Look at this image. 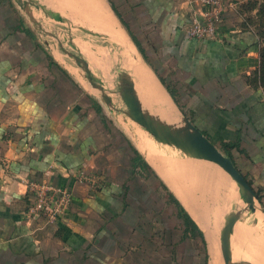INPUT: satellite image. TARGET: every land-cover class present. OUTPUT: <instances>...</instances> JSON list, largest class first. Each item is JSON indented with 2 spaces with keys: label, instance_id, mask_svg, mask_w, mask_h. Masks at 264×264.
<instances>
[{
  "label": "crops",
  "instance_id": "crops-1",
  "mask_svg": "<svg viewBox=\"0 0 264 264\" xmlns=\"http://www.w3.org/2000/svg\"><path fill=\"white\" fill-rule=\"evenodd\" d=\"M35 1L61 18H74L68 20L72 23H85L88 15L92 16V26L103 33L104 8L115 17L102 0H89L90 5L93 2L90 8L88 0ZM130 1L132 6L137 5L133 9L138 14L132 13L130 7L126 13L130 21L125 25L132 35L134 32L143 54L136 49L144 60L128 41L130 59L153 74L166 93L171 111L161 109L159 114L172 112L171 92L177 107L187 112L186 117L212 143L216 139L221 144L237 143L231 160L254 192L262 196L259 202L264 209V100L246 82L258 62L251 52L250 35L231 30L209 42L188 37L186 29L194 18H199L202 0ZM118 5L123 4L119 1ZM194 9L199 13L193 14ZM135 15L155 27L149 45L143 46L140 35L137 37L141 28L134 23ZM123 72L141 92L129 71ZM103 85L112 90L104 81ZM166 119L169 121L167 116ZM135 129L118 113L106 111L58 53L37 39L12 0H0V264L133 262L141 250L150 249L139 231L143 206L134 201L144 195H136L135 186L143 185L137 182L140 176L147 177L145 172L160 180L202 238L204 235L208 264H224L219 252L218 223L223 226L234 217L231 234L237 233V237H229L234 248L232 260L237 264H264V222L253 225L240 243H232L258 216L239 193L212 169L191 168L203 177V186L198 190L202 196L204 183L214 202L216 193L217 206L213 211L211 206L206 210L195 191L181 193L182 173L175 182L168 179L171 165L166 157L175 158L180 151L151 140L150 135L148 139L141 128ZM134 151L147 164L148 172L139 166L133 171ZM239 153L246 155L241 167L237 166L238 161L242 162ZM31 182L58 185L69 191L71 203L59 222L49 223L45 218L34 219L26 214L31 202L27 187ZM185 245L179 247L181 255ZM236 248L240 252L234 260ZM165 249L166 245L159 250L160 257L165 256ZM192 251L184 253L190 264ZM166 261L163 259L162 264Z\"/></svg>",
  "mask_w": 264,
  "mask_h": 264
},
{
  "label": "rangeland",
  "instance_id": "rangeland-1",
  "mask_svg": "<svg viewBox=\"0 0 264 264\" xmlns=\"http://www.w3.org/2000/svg\"><path fill=\"white\" fill-rule=\"evenodd\" d=\"M102 1L104 2L106 8L109 9L110 11L112 10L110 5H114V6L117 5L119 7V8L116 7L117 13L120 19L124 23H127L126 21L128 20L130 21V17L126 16V13L128 12V9H130V7L132 13L138 14V11L133 9V8H138L137 5L132 6L130 4L131 3L130 0H119L120 3L122 2L123 4L121 6L118 5L119 1L117 0H102ZM209 1L211 3L210 5H207L205 3H200L199 9L203 8L202 10L209 12L212 11V13H210L211 16L209 15L210 21L215 25L216 30L219 31L218 35L221 36L224 33L228 34V32L231 30L236 31L238 33H243V31L248 30L253 32L256 35L257 39L259 40L258 48L251 49V52H253L256 55V59L258 61L257 67L250 74V76L246 77V82L252 90L259 91L262 96V99L264 100V90L260 86V81H259L260 51L261 49L264 48V30H262L261 28L262 26H261V20L258 10L260 4L264 2V0H209ZM12 4L17 9V11L22 15L25 23H27V25H29L30 28L34 29V33L37 39H39L40 41H42V39L48 41L51 45H53V49L55 50H60V46H61L63 49L69 52H72L76 55H80L86 61H88L90 68L96 74L97 71L95 65L97 68H99L100 65L102 66L101 57L102 54L104 56L106 53V52L104 53V51H107L108 55L112 59L118 55L119 50L106 37L103 31L95 30V28L92 26L93 25L92 19H94V17L92 16L88 15L87 21L82 24L69 22L68 20L70 18L72 20H74V18L68 15L63 16L64 18L62 17L63 22H58L47 17L41 10L32 8V14L36 21V23H34L30 19V17L26 15L25 12L19 9V7L13 2V0H12ZM92 4L93 2H91L90 5V2L88 0V8H90ZM194 10H192L193 14L198 12L197 9ZM91 12L93 13L92 10ZM111 13L114 14L113 11H111ZM114 16L115 17H113V19L115 20L116 23L118 21L117 25L119 29L124 33L131 46L134 48L135 53L138 54V57H140V59L144 60L143 57L139 55L136 47L133 45L134 43L127 29L122 25V23L115 14ZM134 19L136 20V22L134 23L138 26L139 29L141 28L140 31L137 32V37L140 35L139 39L141 40L143 46L147 44L149 45L152 42V39L154 38V35H152V33H154L155 31V27L150 26L146 21L147 19L139 15H135ZM132 33L134 35V32ZM133 35L132 37L136 40L135 38L136 36L134 37ZM141 35L145 37V39ZM232 35L234 34L232 33ZM78 42L79 44H82V46L84 45L83 46L84 49L81 50L76 47L77 46L76 43ZM70 43L74 44L75 49H72L69 46ZM98 51L100 52L101 55L98 54L99 53ZM109 70H111L112 73L115 72V77H113L114 80H113L112 89L116 90L118 75L124 72L120 69L119 62L109 65L108 71ZM114 105L116 106V108L120 110L124 109V106L120 101L118 95H114ZM102 106L106 111H109L108 108L105 107V105ZM180 111L183 114V116L186 117L187 112H183L182 110ZM115 113H118L119 117H122V119L126 120L129 123V125H131L134 128V130H136L135 127L139 128L133 123H131L123 114L119 113L118 111H115ZM145 134L149 139V134L148 133ZM150 139L154 140L151 137ZM217 140L218 139H216L213 144L219 149V151L222 154L226 156V151H224L222 144L218 143ZM228 151L232 159V153H234L232 152L233 149H229ZM177 154H178V156H176L177 158L176 157L174 158L169 155L168 157H166L168 165H171L170 177L168 178L167 176V178L169 179L170 182L171 181L175 182L176 176H180V173H182V179L184 181V184H182L183 187L181 188V193L186 195L185 192L189 193L191 191H195V195L197 194V196L201 197L203 207L209 211L210 206L212 208L213 204L217 205L218 201L216 200L218 199L216 198L217 197L216 193H215L216 200L214 202V199L213 198L211 199V196L213 195H210L207 192V188H209V186H207L204 183L205 193L202 196V194L198 190H200L203 186V182H202L203 177L201 175H197V173H194L191 170V168L201 169L204 166H207V164L205 162H200V161L197 162L190 158H186L180 152H178ZM239 154L242 162L241 163L239 161L237 162V159L236 162H237V166L241 167L242 163L245 162L246 155L241 153ZM233 155L236 154L234 153ZM145 175H147L146 178L142 179V176H140L137 182V183H142L144 186L143 185L135 186L136 187L135 194L137 195L138 193H143L144 195L143 197L141 196L140 198L137 197V199L134 201L136 203H141L143 206L144 212L140 219L141 222L139 225L140 226L139 231H142L143 237H145V240L149 242L150 249H148V251L147 249H145L144 251L141 250L140 256L137 257L134 261L132 259L133 262L130 261L131 263L128 264H162L163 259L167 260L166 262L167 263L169 262L168 264H187V263L190 264L187 255L184 254L186 251L190 249L194 250L192 251L193 258L191 260L193 264H208L207 243L204 238V235L203 238L200 239L194 235L184 234L183 224L181 223L180 218L177 217L176 208L173 205V203L170 201L168 197V193L162 187L160 180L154 177L153 175H148V173L146 172ZM196 179H198L199 182H196ZM173 187L174 186H172V189ZM179 187H181V185ZM210 187L213 188L212 186ZM251 222H253V220L249 221L248 224L250 225ZM219 225L222 226V224L220 223ZM230 236L237 237V233L231 234ZM182 244L184 245L187 244L188 246L187 245H185L186 247L183 246L184 249L181 255L179 247ZM218 244H219V239H218ZM164 245H166V249H165L166 253L163 254L165 255L164 257H160L159 250ZM171 245L173 247H171ZM143 252L145 253L147 252V254L144 255ZM219 252L221 253L220 245H219ZM167 263L164 262V264Z\"/></svg>",
  "mask_w": 264,
  "mask_h": 264
},
{
  "label": "water",
  "instance_id": "water-1",
  "mask_svg": "<svg viewBox=\"0 0 264 264\" xmlns=\"http://www.w3.org/2000/svg\"><path fill=\"white\" fill-rule=\"evenodd\" d=\"M14 3L19 9L25 12L34 23H36V21L32 14V8L41 10L47 17L54 21L63 22V19L60 16L46 10L35 0H16ZM42 41L49 49L58 53L61 61L68 66L69 71L78 79L85 89L91 95L95 96L102 105H105L110 112L118 111L131 123L148 133L156 142L174 146L191 157L204 161L207 166L217 165L219 160H222L224 162V170L230 176L232 180L231 182H234L237 186L238 192L243 201L247 204L250 210H257L264 216V209L261 206L256 193L242 174L235 168L232 161L222 154L188 118L183 116L173 100H170L172 104V112L170 114L166 112L163 114L161 113L165 117L164 118L159 114L160 112L157 110L156 106L151 107L148 104H141L139 97L130 82V78L125 73L118 75L116 90H105L96 65L95 68L98 75L92 71L88 61L80 55L69 52L61 46L60 50H55L53 49V45L48 41L44 39H42ZM69 46L72 49H75L74 44L70 43ZM114 95H118L124 109L120 110L116 108L114 105ZM166 116L169 121L166 119ZM216 206L217 205L215 204L212 205V211ZM235 222L236 218L234 217L227 219L223 226L218 223V239L224 264H237L232 260V254L230 252L231 246L229 243V237L232 233Z\"/></svg>",
  "mask_w": 264,
  "mask_h": 264
},
{
  "label": "bare ground",
  "instance_id": "bare-ground-1",
  "mask_svg": "<svg viewBox=\"0 0 264 264\" xmlns=\"http://www.w3.org/2000/svg\"><path fill=\"white\" fill-rule=\"evenodd\" d=\"M20 1H22V0H20ZM103 11H104L103 12V15H104L103 16V21H104L103 30L106 31L104 33L109 37L110 41L115 46H117V49L119 50L118 55L115 56V54H114L115 58H113V59L108 55L107 51H104V53L106 52L107 55H106V53H105L104 56L102 54V57H101L102 66L101 65L99 66L98 71H99L100 76H101L102 80L104 81L105 85L108 88H111V89L113 88V80H114L113 77H115V73L110 72L111 70L108 71V66L111 65V64H115V63L119 62L120 63V69H122V71H129V75L139 84L141 92H140L139 88L136 86V84H134L132 79L125 73L130 78V82L132 83V86H133L135 92L139 96V100H140L142 105L143 104H145V105L148 104L151 107L156 106L158 111L162 109L163 111H167L168 110V112H170L171 111L170 110V104H169V101H168L166 93H164L162 87L159 85L158 81L153 76V74H151L146 68H144L141 63L134 64L131 61V59H130V56H132L131 47L129 46V43H128V40H127L126 36L118 28V26H117L116 22L114 21V19L107 13V10L104 8ZM76 44L78 46V47L76 46L77 48H79L81 50L84 49V47H83L84 45L82 46V44H79V42L76 43ZM83 51H85V50H83ZM98 54H100V52ZM159 144H161V143H159ZM163 145H167V144H163ZM168 146H170V145H168ZM148 147L150 149L151 145H148ZM171 147H174V146H171ZM142 149H144V148H142ZM149 151H151V150H149ZM179 151L184 156H186L187 158H190V159H192L194 161H197V162H199V161L200 162H204L202 160H198V159H195L194 157H191L190 155L182 152L181 150H179ZM151 153H152V151H151ZM223 163L224 162L222 160H219L217 165H214V166L208 165V166H205V167H208L209 169H212L213 171H215L218 174H220L226 180V182L232 187V189L235 192L236 191L238 192L237 186L234 184V182L233 183L230 182L232 180H231L230 176L227 174V172L224 170ZM252 212H255V214H258V216L239 235L237 241H236V239L234 237V239L232 240V243H234V242L240 243L241 239L244 238L245 234L251 228L255 227L256 225H258L261 222H264V216L260 212H258L257 210L256 211H252ZM253 225H255V226H253ZM233 250H234V248L230 249L231 254H232ZM239 252L240 251L236 248L237 256L235 257L234 260L238 259Z\"/></svg>",
  "mask_w": 264,
  "mask_h": 264
},
{
  "label": "built area",
  "instance_id": "built-area-1",
  "mask_svg": "<svg viewBox=\"0 0 264 264\" xmlns=\"http://www.w3.org/2000/svg\"><path fill=\"white\" fill-rule=\"evenodd\" d=\"M202 3L210 5L209 0H202ZM212 11L202 10L199 18H194L186 29L188 37L197 41L212 40L218 38L219 31L210 21ZM210 15V16H209ZM27 191L31 196V202L26 207V214L34 219L45 218L49 223L59 222L71 203L69 191L58 185H50L45 182L28 183Z\"/></svg>",
  "mask_w": 264,
  "mask_h": 264
},
{
  "label": "trees",
  "instance_id": "trees-1",
  "mask_svg": "<svg viewBox=\"0 0 264 264\" xmlns=\"http://www.w3.org/2000/svg\"><path fill=\"white\" fill-rule=\"evenodd\" d=\"M111 9L114 12V14L118 17V19L120 20V22L122 23V25L126 28L125 23L120 19L119 15H118L116 9L113 7V5H111ZM258 10H259V16H260V20H261V26H262L261 28H262V30H264V2H262L260 4ZM128 33H129V35H130L133 43L135 44L136 48L138 49V51L141 54H143V50H142L141 46L139 45V43L132 37V35L130 34L129 31H128ZM243 33L250 35L251 41H252V43L250 44V47H252L251 49H257L258 48V44H259V42H258L259 40L257 39L256 35L253 32L248 31V30L243 31ZM209 41H212V40H202L201 42H209ZM259 81H260V86L264 90V48L261 49V51H260ZM170 96L173 98L174 101H176L175 95L173 93L170 92ZM202 134L205 135L210 140V137L207 134H205L204 132H202ZM236 146H237V143H229V144L222 143V147L224 148V151H226V156L230 160H231V157L229 155V151L228 150L229 149H232V148H234ZM134 154H135V157L132 160V162H133V165H132L133 171H134L135 168H137L139 166L141 170H145V171L148 172V166H147V164L142 160V158L137 154L136 151H134ZM242 176L244 177V175H242ZM248 184L251 186V184L249 182H248ZM255 193L257 195L258 200L261 201L262 196H260L258 192H255ZM168 197H169L170 201L174 204L175 208L177 209V215H178V217L181 218L182 221H183V226H184V230L183 231H184V234L185 235H187V234L196 235L197 234L200 238H202L201 232L198 230L197 226L194 224V222L189 217V215L186 213V211L180 206V204L178 203V201L173 197L172 194H169L168 193Z\"/></svg>",
  "mask_w": 264,
  "mask_h": 264
}]
</instances>
